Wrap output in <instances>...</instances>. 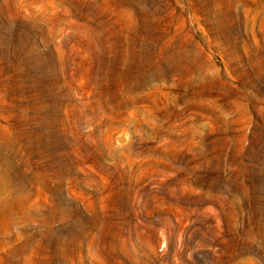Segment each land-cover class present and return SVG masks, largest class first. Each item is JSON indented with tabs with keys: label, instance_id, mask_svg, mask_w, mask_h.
<instances>
[{
	"label": "rangeland",
	"instance_id": "374dc122",
	"mask_svg": "<svg viewBox=\"0 0 264 264\" xmlns=\"http://www.w3.org/2000/svg\"><path fill=\"white\" fill-rule=\"evenodd\" d=\"M0 264H264V0H0Z\"/></svg>",
	"mask_w": 264,
	"mask_h": 264
},
{
	"label": "bare ground",
	"instance_id": "6f19581e",
	"mask_svg": "<svg viewBox=\"0 0 264 264\" xmlns=\"http://www.w3.org/2000/svg\"><path fill=\"white\" fill-rule=\"evenodd\" d=\"M112 2V0H104V3L105 4H110ZM6 9H9L8 8V6L6 7ZM155 39V38H154ZM112 40H114L113 41V45L111 46V47H108V49H113L114 47H116V45H117V43H118V41H119V37H114L113 36V38H112ZM94 45V44H93ZM132 45V48L131 49H136V45L135 44H130V46ZM144 47H146V46H144ZM147 48V47H146ZM145 49V48H144ZM135 53V52H134ZM107 88V87H106ZM118 98V97H117ZM118 99H120L118 102H121L122 101V99L121 98H118ZM162 249L164 250L165 249V247H164V245H162Z\"/></svg>",
	"mask_w": 264,
	"mask_h": 264
}]
</instances>
